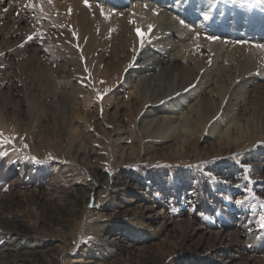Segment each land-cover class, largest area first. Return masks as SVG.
<instances>
[{
  "label": "rangeland",
  "instance_id": "obj_1",
  "mask_svg": "<svg viewBox=\"0 0 264 264\" xmlns=\"http://www.w3.org/2000/svg\"><path fill=\"white\" fill-rule=\"evenodd\" d=\"M189 1L228 28L244 11L250 31L194 33L170 9L194 33L185 53L197 70L170 96L178 107L156 112L176 140L145 131L155 115L142 103L144 74L123 82L133 62L109 64L143 37L159 54V4L0 0V264H264V37L254 35L264 0ZM219 69L231 82L203 78ZM238 87L253 92L229 99ZM202 100L213 114L194 131ZM116 127L129 138L116 141ZM78 139L85 162L73 156Z\"/></svg>",
  "mask_w": 264,
  "mask_h": 264
},
{
  "label": "bare ground",
  "instance_id": "obj_2",
  "mask_svg": "<svg viewBox=\"0 0 264 264\" xmlns=\"http://www.w3.org/2000/svg\"><path fill=\"white\" fill-rule=\"evenodd\" d=\"M101 1H108L109 4L111 3L113 5L123 7L125 5H128L130 2H132L134 0H101ZM148 1H150V0H148ZM152 1L154 3L159 4V6L161 8L160 13L158 14L159 17L157 19L159 21L158 22L159 23L158 29L160 30L158 33L163 34L164 36L166 35L164 37V39H162V42L159 43L160 44L158 46V47H160L159 54L156 55V52H153V50L151 51L148 48L142 47V43H143L144 39L146 38V37H143V39H141L139 41V44H137L133 48V50L131 51L129 56L123 57L124 60H119L121 55L118 58L117 53H116L114 55L115 57H114L113 61H111L109 64L114 65L115 67L116 66L121 67V65L123 66V63H125V61L129 60L128 61L129 63L133 62V65L130 66L131 70L128 69L129 71H126L123 73V76H122L123 82L134 81L135 78H133V77L135 75L133 76V73L135 70H140V72L144 74L142 81H143V85H144L146 90L142 94V98H143L142 103L144 105L148 104V105L152 106L153 109L149 110L148 112L150 114L155 115V117H152V119L147 120V121H145L146 117L145 116L143 117L142 122H145V125L143 124L146 127L145 131H149V130L153 131V129H154L155 131H154L153 135L156 138H159V139L172 138V139L177 140L179 137L176 136V134L173 132L170 133V130L173 128L171 122L168 121V119L162 120L161 117H159L156 112H158L159 110L164 111L166 108H168L167 106H164V105L160 106L161 104H165L166 102H170L169 104H172V106L174 103L175 104L174 106L178 107V105H179V101H177L178 99L172 100V98L170 96H172L175 92L177 93V91H181L185 86L190 84L191 80L194 79V77L197 74V70H195V68H194V66H195L194 62H192V61L190 62L189 60H187V56H186L185 52H186V48L188 46H187L186 41L193 38L194 33L199 31L200 29H203L207 32H209V31L216 32L221 36H225V35L229 34L230 36L239 37L240 35L245 34V32L246 33L249 32L250 28H249V25L247 24V17H246V13H244V11L241 12L237 17H235L234 20H232V22L230 23V27L228 28V27H225V25H223V24L217 25L215 23H211V21L208 19L198 18L199 13H200V9L196 5H193L194 3H191V1H189V0L185 1L184 3L182 2L180 5H176V6L170 5L169 4L170 0H152ZM206 1L207 0H199V2L201 4L205 3ZM170 9L173 10L175 13H177V15H179L180 18H182V20L190 22L195 27L194 33L193 32L191 33L190 32L191 30L189 31L188 29H186V30L180 29L179 26H177V24H176L177 19H175L172 16ZM255 28H256V31H255L254 35L255 36L258 35L259 38L264 37V16L263 15L257 16V22H256ZM195 40H197V39H195ZM132 45H133V43H132ZM220 48H221V44L218 43V44L214 45L213 50H215V51L220 50ZM124 52H126V51L124 50ZM164 54H166V58H164L165 56L163 57ZM180 58L185 59V62H187V63L189 62L191 65L190 64L184 65V67L179 66L177 61ZM127 67H125V68H127ZM123 68H124V66H123ZM112 70H114V68H112ZM248 70H250L249 67L245 71V74L247 73ZM114 72L116 73V71H114ZM110 75H112V74H110ZM115 76H116V74H115ZM209 77H213V78L217 79L218 81H222L223 78L226 77L231 82L229 71H228V73H224V71L222 69H219L218 73H216V71H215V73H211V72L209 73L208 72V74L206 73V75L203 76V78H209ZM248 79H250V78H248ZM33 81H34V78H31L30 82L32 83ZM249 81H251V80L246 81V84H250ZM241 87L243 88V86H241ZM244 89L245 90H241V91H239L240 90L239 87L233 89L229 94V99L233 100V99H236V97L237 98H239V97L245 98L246 94L250 93L251 91L253 92L252 87L251 88L250 87L249 88L244 87ZM222 90L223 91H221L220 94H221V97L223 98L226 95V93L229 91L228 86H223ZM237 94H240V95L237 96ZM205 101L202 100V102L200 103L201 108L204 111V115L199 117V115L196 114L198 119L195 118V120H188V121L186 120L189 123V125L194 126V131H197V128L200 127L199 124L201 122H203V120L208 121L213 114V110L211 109L212 105L209 102L210 100L206 101L207 103ZM260 102H261V100H260ZM256 103H258V102H256ZM63 104H64V110L61 109L59 107L61 105H59L58 106L59 110L56 113L57 114L60 113L62 115V117L64 118V121L65 120L67 121V117L65 116L66 110H65L64 101H63ZM82 104H84V106H85V104H87V103H86V101H84V102H82ZM240 106H241V104L239 102H234V103L231 102V106L228 109L229 113H237L241 109ZM263 111H264V109H263ZM149 113H147V114H149ZM114 130H115L116 135H118V138L116 139V141H118V140L124 141V140L129 138L128 135H126V136L124 135L125 134L124 130L121 129L120 127H116ZM66 131H67L69 137H71L75 134H78L79 129L77 127L72 126V127H69ZM240 137L241 136H239V138L237 140H239ZM222 138H223V136H222ZM237 140H235V141H237ZM74 141H76V143H75L76 147L74 149L73 156L77 160L85 162L90 155V150L86 149L87 144L85 145V142L83 139H78V140H74ZM185 142H186L185 140L182 141L181 147H184ZM86 143H87V141H86ZM121 235H122L121 232H117V233H114V236H113V244L115 246H117L118 248L122 247L123 242H124V239L121 238Z\"/></svg>",
  "mask_w": 264,
  "mask_h": 264
},
{
  "label": "snow or ice",
  "instance_id": "obj_3",
  "mask_svg": "<svg viewBox=\"0 0 264 264\" xmlns=\"http://www.w3.org/2000/svg\"><path fill=\"white\" fill-rule=\"evenodd\" d=\"M205 19H207V16L205 17ZM239 203V202H238Z\"/></svg>",
  "mask_w": 264,
  "mask_h": 264
}]
</instances>
